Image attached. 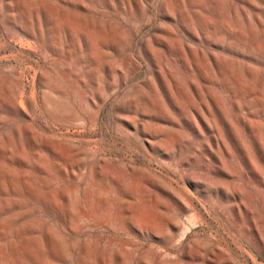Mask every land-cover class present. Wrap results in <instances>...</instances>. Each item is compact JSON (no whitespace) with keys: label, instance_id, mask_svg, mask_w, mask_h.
Listing matches in <instances>:
<instances>
[{"label":"rangeland","instance_id":"374dc122","mask_svg":"<svg viewBox=\"0 0 264 264\" xmlns=\"http://www.w3.org/2000/svg\"><path fill=\"white\" fill-rule=\"evenodd\" d=\"M0 264H264V0H0Z\"/></svg>","mask_w":264,"mask_h":264},{"label":"bare ground","instance_id":"6f19581e","mask_svg":"<svg viewBox=\"0 0 264 264\" xmlns=\"http://www.w3.org/2000/svg\"><path fill=\"white\" fill-rule=\"evenodd\" d=\"M257 137V136H256ZM261 143V142H260Z\"/></svg>","mask_w":264,"mask_h":264}]
</instances>
